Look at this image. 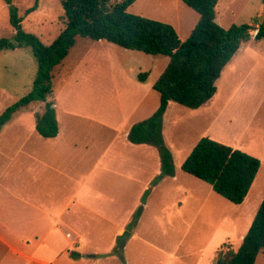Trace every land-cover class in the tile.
<instances>
[{"label":"rangeland","instance_id":"374dc122","mask_svg":"<svg viewBox=\"0 0 264 264\" xmlns=\"http://www.w3.org/2000/svg\"><path fill=\"white\" fill-rule=\"evenodd\" d=\"M12 2L24 17L23 29L44 44H50L63 29L60 0H38L37 9L28 15L24 11L33 0ZM128 11L171 24L181 41L198 20L197 12L181 0H136ZM215 19L224 28L241 23L257 26L264 19V0H217ZM13 35L7 3L0 0V38L11 40ZM168 62L167 56L78 37L68 55L53 68L59 125L68 130L72 140L90 144L89 167L109 147L104 161L119 154L121 173L147 183V190L137 199L123 198L113 204L94 196L86 200V210L74 206L77 219L86 215V223L77 221L68 229L63 227L61 233H52L53 244L65 245L63 235L70 232L72 242L64 252L59 253L61 245L42 242L51 224L48 212L60 209L61 195L55 198L41 193V201L35 203L40 204V211L33 208L34 199L25 193L18 197L20 186H32L37 176L25 153L32 154L35 145L43 147L47 143L34 128L31 115L36 109H21L16 120L1 127L0 237L22 254L0 240V264H213L220 250L238 249L264 197V39L251 40L239 48L217 79L216 93L203 106L189 109L174 102L168 104L161 137L171 155L173 172L169 176L162 175L156 146L140 143L142 146L135 148L124 135L127 128L148 119L159 107V94L153 86ZM36 72L37 63L29 47L0 52V114L30 92ZM204 136L262 162L241 204L225 200L208 183L181 169ZM146 145L151 150L145 149ZM8 171L10 178L6 176ZM40 175L53 191L56 185L50 175L44 171ZM107 178L102 182L105 186L112 179H120L114 172ZM6 185L12 190H5ZM119 227L123 231L118 232ZM124 231L130 236L122 248L116 249ZM70 251L80 256L73 259ZM255 264H264L262 253Z\"/></svg>","mask_w":264,"mask_h":264},{"label":"trees","instance_id":"16d2710c","mask_svg":"<svg viewBox=\"0 0 264 264\" xmlns=\"http://www.w3.org/2000/svg\"><path fill=\"white\" fill-rule=\"evenodd\" d=\"M136 0H60L64 26L50 44L22 27L23 16L12 0H5L13 38H0V52L29 47L37 63V72L28 94L0 114V130L21 109H36L35 129L44 138L58 133L51 72L70 52L78 37L104 40L123 49L169 57V62L154 83L160 104L154 114L134 124L128 133L131 143L156 146L161 154L162 175L173 172L171 155L163 146L162 117L168 104L174 102L198 109L216 93V81L223 68L239 48L251 40L264 39V19L222 27L215 19L217 0H181L198 14L188 37L181 41L169 23L133 14L128 8ZM38 0L25 9L34 12ZM145 77V74L141 78ZM260 160L240 149L202 137L181 164V169L208 183L212 190L233 204L246 198L259 171ZM140 207L136 211V221ZM264 255V197L237 250H220L213 264H255ZM71 258L80 256L70 251Z\"/></svg>","mask_w":264,"mask_h":264},{"label":"crops","instance_id":"0c3cea01","mask_svg":"<svg viewBox=\"0 0 264 264\" xmlns=\"http://www.w3.org/2000/svg\"><path fill=\"white\" fill-rule=\"evenodd\" d=\"M31 117L33 118L35 128L34 114L31 115ZM18 119L19 118L17 117V120ZM56 119L58 125L57 135L53 138H44L40 135L47 141L46 145H44L43 147L35 145V149L33 150L32 154L30 152L25 153L26 158L31 162L33 169H37V176L35 177L34 184L32 186H30L29 183H26L25 186H20V190L18 192V197L19 195L25 193L26 197L34 199L33 208L36 211L41 210L40 204L39 206H37L38 204H35L36 202L39 203L41 201V193L49 195L51 197L55 196V198L58 195H61V198L58 196L59 200L62 202L61 204H59L60 209L57 208L55 211L51 210V212H48L47 217L50 220L48 221V225L49 222L51 224L50 227L48 226V228H46L47 232L43 236L42 241H49L52 244L53 241L51 240V238L52 236H55V234L52 233H61L63 227L68 229V226L77 223V221L86 223V215L82 219H77L78 215H75L74 213L76 206L84 210L87 209L86 200L96 196L98 199L112 201V203L114 204L116 200L123 198L135 197V199H137L141 193L147 190L146 182H140L134 176L121 173V170L117 165L119 164L120 160L119 154L116 155L114 153L110 155L105 161L103 160L105 153H108L109 147L105 150L103 149L101 154H99V156L90 164L89 167L90 144L87 142L84 143L83 141L79 143V141L72 140L73 137L68 133V130L61 128V126L59 125L60 121L57 115ZM12 120H16V117H13L9 122H12ZM130 128H127V130H125L124 132V135L126 136V140L128 142H130L127 138ZM30 133L31 132H29V134ZM262 145H264V143ZM131 146L139 148L142 145L131 143ZM144 148L147 150H151L150 146L147 145ZM2 151L4 152V150ZM19 152L20 151H18V153ZM152 154L154 155V152H152ZM1 156L4 159V154H2ZM19 156L23 157V155ZM7 160V169H9L11 166V159L8 158ZM3 165H5L4 162ZM134 167L140 168V166L138 165H134ZM43 171L45 175H50V181L54 182V184L56 185V188L53 191L48 190L49 181L46 180L45 176L40 175ZM113 172L118 175L120 179H112L106 186L102 184V182L110 179L107 177H109V174H112ZM3 176L5 178V175ZM6 176L10 178L11 173L8 171ZM11 185L13 186L14 184L12 183ZM7 187L12 190V188L8 185H6L5 190H7ZM12 193H14V195H17V192ZM92 214H95L94 211L92 212ZM103 219L107 220L106 217H103ZM121 231L123 230L121 227H119L118 232ZM63 238L66 241L65 245H63V243L58 244L56 241H54L53 244L54 246L61 245L62 250L59 253L64 252L67 248H69L72 242V240H70L71 236L69 231H66V233L63 235ZM0 240L8 248L12 249L14 252L19 253L17 250L12 248L10 244L3 241L1 237Z\"/></svg>","mask_w":264,"mask_h":264},{"label":"water","instance_id":"95a60500","mask_svg":"<svg viewBox=\"0 0 264 264\" xmlns=\"http://www.w3.org/2000/svg\"><path fill=\"white\" fill-rule=\"evenodd\" d=\"M130 236V233L124 231L118 238L116 249L122 248L125 245L126 239Z\"/></svg>","mask_w":264,"mask_h":264},{"label":"bare ground","instance_id":"6f19581e","mask_svg":"<svg viewBox=\"0 0 264 264\" xmlns=\"http://www.w3.org/2000/svg\"><path fill=\"white\" fill-rule=\"evenodd\" d=\"M69 236V235H68Z\"/></svg>","mask_w":264,"mask_h":264}]
</instances>
